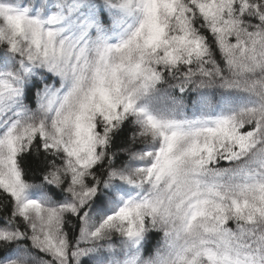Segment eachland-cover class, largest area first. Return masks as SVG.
Here are the masks:
<instances>
[{
    "label": "snow or ice",
    "instance_id": "obj_1",
    "mask_svg": "<svg viewBox=\"0 0 264 264\" xmlns=\"http://www.w3.org/2000/svg\"><path fill=\"white\" fill-rule=\"evenodd\" d=\"M0 118V264H264V0H0Z\"/></svg>",
    "mask_w": 264,
    "mask_h": 264
},
{
    "label": "trees",
    "instance_id": "obj_2",
    "mask_svg": "<svg viewBox=\"0 0 264 264\" xmlns=\"http://www.w3.org/2000/svg\"><path fill=\"white\" fill-rule=\"evenodd\" d=\"M172 82V75H166L165 80H162L159 84H157L156 89L145 97L141 103L146 105L149 111L158 116H169L172 114L179 116L183 113L185 116L193 117L198 114L201 111L199 100L204 94L187 91L183 94V96H181L180 93L170 86ZM180 101H182V103ZM129 131H131V129H129ZM30 194L33 196L37 195L35 191L30 192ZM0 200H2L3 203H7V201L3 200L2 197H0ZM74 227H76V221L74 218H70V222L67 225L68 231L71 233ZM159 239V233L153 235L151 240V247L153 250L155 249ZM47 259L48 257L44 253H41L38 250H31V264H43V261ZM82 259L87 261L86 257Z\"/></svg>",
    "mask_w": 264,
    "mask_h": 264
},
{
    "label": "rangeland",
    "instance_id": "obj_3",
    "mask_svg": "<svg viewBox=\"0 0 264 264\" xmlns=\"http://www.w3.org/2000/svg\"><path fill=\"white\" fill-rule=\"evenodd\" d=\"M105 16H106V20H108L109 22H111L112 17L109 16L108 13H106ZM121 27H122V25H121ZM12 118H13V117H12V115L10 114V115L8 116V119L10 120V119H12ZM3 127H4V122H3V119L0 118V130H2Z\"/></svg>",
    "mask_w": 264,
    "mask_h": 264
}]
</instances>
